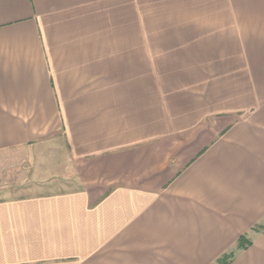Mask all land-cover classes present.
<instances>
[{
  "label": "crops",
  "instance_id": "1",
  "mask_svg": "<svg viewBox=\"0 0 264 264\" xmlns=\"http://www.w3.org/2000/svg\"><path fill=\"white\" fill-rule=\"evenodd\" d=\"M0 264H264V0H0Z\"/></svg>",
  "mask_w": 264,
  "mask_h": 264
},
{
  "label": "trees",
  "instance_id": "2",
  "mask_svg": "<svg viewBox=\"0 0 264 264\" xmlns=\"http://www.w3.org/2000/svg\"><path fill=\"white\" fill-rule=\"evenodd\" d=\"M244 243V239L243 238H240V240L238 241V246H242Z\"/></svg>",
  "mask_w": 264,
  "mask_h": 264
}]
</instances>
